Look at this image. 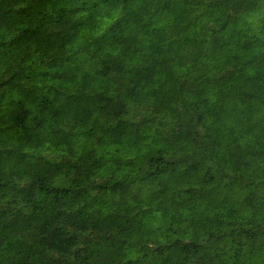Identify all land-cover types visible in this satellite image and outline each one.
<instances>
[{
	"label": "trees",
	"instance_id": "1",
	"mask_svg": "<svg viewBox=\"0 0 264 264\" xmlns=\"http://www.w3.org/2000/svg\"><path fill=\"white\" fill-rule=\"evenodd\" d=\"M264 0H0V264H264Z\"/></svg>",
	"mask_w": 264,
	"mask_h": 264
},
{
	"label": "clouds",
	"instance_id": "2",
	"mask_svg": "<svg viewBox=\"0 0 264 264\" xmlns=\"http://www.w3.org/2000/svg\"><path fill=\"white\" fill-rule=\"evenodd\" d=\"M256 19L259 21H264V7H262L259 13L256 16Z\"/></svg>",
	"mask_w": 264,
	"mask_h": 264
}]
</instances>
